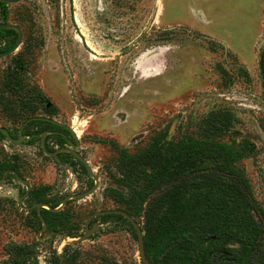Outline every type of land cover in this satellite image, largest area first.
<instances>
[{
	"label": "rangeland",
	"instance_id": "rangeland-1",
	"mask_svg": "<svg viewBox=\"0 0 264 264\" xmlns=\"http://www.w3.org/2000/svg\"><path fill=\"white\" fill-rule=\"evenodd\" d=\"M5 12L0 23L16 25L22 38L0 58V127L15 132L36 116L64 124L84 148L97 187L56 213L41 212L40 231L35 210L21 207L25 187L7 177L0 183V264H141L123 218L96 217L95 233L73 239L89 214L122 210L144 240L142 185L117 170L118 152L136 154L152 139L206 140L198 128L211 111L231 114V129L215 140L230 146L264 210V0H21ZM13 39H0V52ZM25 128L51 127L34 121ZM10 162L40 201L88 191L76 169L58 167L33 145L0 140V170ZM48 232L63 235L43 238ZM12 244L23 250L8 253Z\"/></svg>",
	"mask_w": 264,
	"mask_h": 264
},
{
	"label": "trees",
	"instance_id": "trees-1",
	"mask_svg": "<svg viewBox=\"0 0 264 264\" xmlns=\"http://www.w3.org/2000/svg\"><path fill=\"white\" fill-rule=\"evenodd\" d=\"M5 5L0 3L4 20ZM8 36L14 39L4 51L16 33L0 30V39ZM259 72L264 99V52ZM231 125L228 111H211L198 128L206 140L152 139L136 154L118 152L117 170L130 183L142 185L136 194L145 203L143 250L152 254V264H264V210L235 166L230 146L215 140ZM242 147L246 149L245 144ZM58 204L47 206L54 209ZM41 212L56 213L40 209L41 218ZM12 250L23 249L12 244L7 251Z\"/></svg>",
	"mask_w": 264,
	"mask_h": 264
},
{
	"label": "flooded vegetation",
	"instance_id": "flooded-vegetation-1",
	"mask_svg": "<svg viewBox=\"0 0 264 264\" xmlns=\"http://www.w3.org/2000/svg\"><path fill=\"white\" fill-rule=\"evenodd\" d=\"M37 117L39 116L32 117V119L37 118ZM40 118L50 119L47 117H40ZM30 121L43 122L45 124H48L51 128L28 131L25 127ZM20 130H21V135L24 138V140H22L21 143L14 144L8 141L2 135H1L2 137H0V140H5L8 143L13 144V145H33L34 150H36V152L39 153L41 157L50 159L58 167H68L72 171L76 169L80 175H86L87 178L86 180H84L83 185L85 187L88 186L87 190H90L94 186L93 179L88 175V173L86 172V169L84 168V166L80 163V161L77 158L78 156L79 158L83 159L81 155L83 154L82 151H84V148L77 142V140L75 139L73 135V132L67 126H65L62 123L55 122V121L54 123H50V122L39 120V119H34V120L28 119L22 122L15 132L11 130H7V132H8L9 137L12 140H16L18 137V132ZM46 153L48 154L54 153V155L53 156L46 155ZM84 161L86 162V160ZM17 165L18 164H14L13 162H10L9 164H7V166L5 167L2 166L0 170V183L3 182L7 177H10L16 180L17 182L21 183L25 187V190L21 193V196H20L23 200V205L21 207L28 209V210L34 209L33 205L38 202L34 200L35 198L32 195L33 190L28 188V183L25 181V179L21 178L18 175L17 171L15 170ZM96 187H97V184H96ZM45 191L49 192V189L45 188ZM45 197L48 198V195H45ZM58 202H60V200ZM45 203L46 205L51 204V202H47V200H45ZM17 204L19 206V202ZM93 219H91L88 222L87 224L88 229H90L93 226V224H96V222H94Z\"/></svg>",
	"mask_w": 264,
	"mask_h": 264
},
{
	"label": "water",
	"instance_id": "water-1",
	"mask_svg": "<svg viewBox=\"0 0 264 264\" xmlns=\"http://www.w3.org/2000/svg\"><path fill=\"white\" fill-rule=\"evenodd\" d=\"M20 1L21 0H0V3H4L7 5V4H16ZM0 30H13L16 33V39H15L14 43L6 51L0 52V58H4V57L10 55L11 53H13L14 50H16V48L19 46V44L21 42V38H22V33H21V30L16 25L10 24V23H0ZM34 119H39V120H44V121H47L50 123H54V121H52L50 119H46V118L37 117ZM0 134L2 136H4L8 141H10L14 144H19V143H21L22 140H24L23 136L21 135V130L18 132V137L16 140H12L9 137L7 130L4 128H1V127H0ZM46 155H52L53 156L54 153H52V154L46 153ZM77 158L80 161V163L84 166V168L86 169V172L88 173V175L93 179L94 186L84 194L69 195V196L63 197L60 200L59 205L54 209L48 207L47 205H45L43 203L34 204L33 208L35 209L37 217H38L40 224H41L40 231H42L44 229V226H45L44 221L40 217V209L41 208H44L45 210H48L50 212H56L64 206L66 201H68L70 199H81L83 197L88 196L89 194H91L95 190L96 178L92 174L91 170L88 168L86 162L83 159L79 158L78 156H77ZM104 215H119L129 223V225L132 227L134 234H135V238L137 241L138 254H139L141 264H149L146 257H145L144 250H143V241H142L141 229L138 226V224L134 221V219L122 210H99V211H95V212L89 214L84 220L82 234L77 236L76 238H74L73 243H80V242L86 240L94 232H96L98 230V226L96 224H93V226L90 229L87 228V224L91 219L99 217V216H104ZM53 235L62 236L63 234L58 233V232H48L47 234H45L43 236V238L50 237Z\"/></svg>",
	"mask_w": 264,
	"mask_h": 264
}]
</instances>
